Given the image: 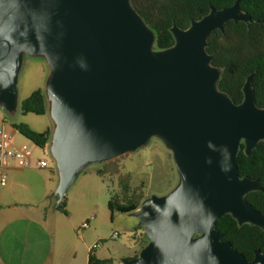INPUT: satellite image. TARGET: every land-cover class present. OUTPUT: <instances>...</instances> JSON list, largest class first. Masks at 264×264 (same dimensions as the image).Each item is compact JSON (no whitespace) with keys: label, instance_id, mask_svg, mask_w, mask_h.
Here are the masks:
<instances>
[{"label":"water","instance_id":"1","mask_svg":"<svg viewBox=\"0 0 264 264\" xmlns=\"http://www.w3.org/2000/svg\"><path fill=\"white\" fill-rule=\"evenodd\" d=\"M229 22L254 20L238 0L188 30L174 26L175 46L156 51L131 0H0V106L17 108L25 55L43 58L51 71L45 96L58 210L88 166L134 154L153 138L174 157L179 186L130 214L148 245L122 264H264V253L250 262L216 230L231 216L264 231V215L246 201L260 184L241 179L238 168L242 145L250 157L264 143V110L253 76L241 105L219 92L221 73L207 53Z\"/></svg>","mask_w":264,"mask_h":264},{"label":"rangeland","instance_id":"2","mask_svg":"<svg viewBox=\"0 0 264 264\" xmlns=\"http://www.w3.org/2000/svg\"><path fill=\"white\" fill-rule=\"evenodd\" d=\"M50 75V68L43 58L25 55L19 75L17 108L8 111L0 106V125L14 136L16 147L32 153L34 160H45L49 165L41 170L34 161V167L30 170L12 171L17 176L14 180L7 177L6 190H12L7 192V200L34 206L32 213L43 212L44 207H49V228L54 229L55 232H52L57 235H53L55 249L66 250V264H87L86 248L97 242H101V247L94 255L103 259L102 264H122L125 259L138 257L148 245V239L137 219L116 210L112 213L109 203L115 202V198L123 202L122 182L132 192L139 193L144 201L153 196H168L180 183L174 157L162 141L153 138L145 149L134 154L111 163L88 166L67 192V215L58 210L57 198L53 195L60 183V175L50 152L51 140L44 151L14 128L23 124L38 134L48 130L53 132L54 123L49 112L45 116H35L23 115L21 111L22 103L34 92L41 90L46 94ZM91 219L90 228L81 229ZM114 233L119 234L117 240L111 239Z\"/></svg>","mask_w":264,"mask_h":264},{"label":"trees","instance_id":"3","mask_svg":"<svg viewBox=\"0 0 264 264\" xmlns=\"http://www.w3.org/2000/svg\"><path fill=\"white\" fill-rule=\"evenodd\" d=\"M238 0H131V5L142 18L156 38V51H165L175 46L171 32L174 26L188 30L192 22L201 21L212 9L222 11L233 7ZM240 9L254 20L247 25L229 22L225 31H216L208 41L207 53L213 57L212 67L221 73L217 85L219 92L226 94L236 105L244 101L243 88L250 76H253V91L256 106L264 110V0H240ZM23 115L45 116L48 112L47 99L43 91L34 92L22 103ZM15 130L37 148L46 150L52 132L38 134L27 125H16ZM242 145L238 156V168L241 179L258 181L261 191L253 192L246 201L264 215V143H260L250 157L246 156ZM100 174V173H99ZM124 193L123 202L109 203V209L130 215L140 209L143 198L132 192L128 185L121 183ZM65 202L60 211L67 215ZM216 230L223 235V241L232 244L233 249L248 261H253L255 252L264 253V231L250 225L239 226L231 216L221 219ZM146 247V246H145ZM137 258V256L135 257ZM102 264L92 254L89 264Z\"/></svg>","mask_w":264,"mask_h":264},{"label":"crops","instance_id":"4","mask_svg":"<svg viewBox=\"0 0 264 264\" xmlns=\"http://www.w3.org/2000/svg\"><path fill=\"white\" fill-rule=\"evenodd\" d=\"M12 171L20 170L7 172V177L14 180L17 175ZM11 191L0 186V264H66V250L55 249L56 233L49 228L47 218L49 207L32 213L34 206L7 200L6 194ZM92 248H86L87 264ZM93 256L103 261L97 254Z\"/></svg>","mask_w":264,"mask_h":264},{"label":"built area","instance_id":"5","mask_svg":"<svg viewBox=\"0 0 264 264\" xmlns=\"http://www.w3.org/2000/svg\"><path fill=\"white\" fill-rule=\"evenodd\" d=\"M34 161H37L36 167L44 170L49 167L45 160H34L32 153L20 150L15 145L14 136L6 131L4 126L0 125V186L7 185V171L10 170H30L34 167ZM86 221L81 229L86 230L90 228V222ZM119 238L118 233L111 236L112 240ZM101 247V242H97L91 249V254ZM93 264V263H90Z\"/></svg>","mask_w":264,"mask_h":264}]
</instances>
